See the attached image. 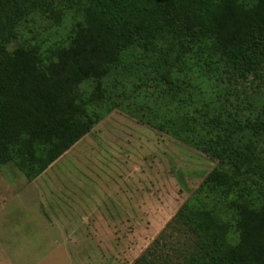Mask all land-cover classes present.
<instances>
[{
  "label": "trees",
  "instance_id": "trees-1",
  "mask_svg": "<svg viewBox=\"0 0 264 264\" xmlns=\"http://www.w3.org/2000/svg\"><path fill=\"white\" fill-rule=\"evenodd\" d=\"M11 1L68 12L84 36L63 67L46 66L49 57L34 47H0V166L20 159L28 177L40 173L104 113L134 116L145 85L156 105L174 110L138 119L217 163L131 264H264V107L242 119L211 105L194 83L215 69L216 56L242 76L262 66L264 0ZM56 49L52 61L63 48ZM95 60L130 98L100 88L71 99Z\"/></svg>",
  "mask_w": 264,
  "mask_h": 264
},
{
  "label": "rangeland",
  "instance_id": "rangeland-1",
  "mask_svg": "<svg viewBox=\"0 0 264 264\" xmlns=\"http://www.w3.org/2000/svg\"><path fill=\"white\" fill-rule=\"evenodd\" d=\"M54 11L0 0L2 51L7 53L17 44L34 47L44 53L43 57H49L46 66L58 62L63 67L71 47H81L84 33L76 27L78 17L75 21L68 12ZM58 47L63 49L52 61ZM214 59L216 70L205 69L194 82L199 94L211 105L237 112L242 119L254 117L264 107V63L242 76L239 67L231 63L227 66L217 56ZM102 65L96 60L90 63V74L71 89V99L94 92L103 94L100 88L120 99L131 97L130 90L126 87L123 92ZM229 74L233 75L231 81L227 79ZM152 95L145 85L137 88V104L130 107L134 116L117 108L104 113L88 136L45 168H50L48 176L42 174L44 169L28 177L20 159L0 166V264H131L149 246L217 163L199 149L138 119L153 120L155 114L162 117L169 112L168 107L174 106L168 104L167 110L156 105ZM123 159L127 191L120 185L111 194L110 169H123ZM73 160L79 162L74 169ZM108 195L113 201L124 196L131 200L103 203ZM76 198L75 208L88 211L77 216L61 208L58 216H64L59 226L45 227L29 210L40 203L49 213L43 203H75L72 201ZM29 204L32 207L28 209ZM223 219H228L227 215Z\"/></svg>",
  "mask_w": 264,
  "mask_h": 264
},
{
  "label": "crops",
  "instance_id": "crops-1",
  "mask_svg": "<svg viewBox=\"0 0 264 264\" xmlns=\"http://www.w3.org/2000/svg\"><path fill=\"white\" fill-rule=\"evenodd\" d=\"M90 132H92V129H91V131H89L87 134H85L84 136H82L79 140H81L82 138H84L85 136H88V134H90ZM79 140L77 141V142H79ZM76 142V143H77ZM75 146V143L67 150V151H65L60 157H58L56 160H57V162L62 158V157H64V156H66V154H68V151L71 149V148H73ZM74 161V160H73ZM72 161V162H73ZM76 161V160H75ZM74 161V162H75ZM118 163V162H117ZM123 163L124 164H121L120 163V167H122L123 169H118V171L117 172H115L113 169H110V172L112 173L111 175H109V177H110V181H109V191L111 192V194L112 193H114V192H116L115 191V189L117 188V187H119L120 185H121V187H123V189H125L126 191H127V189H126V186H127V181H126V178H127V169H126V160L125 159H123ZM79 164V162H75V163H73L72 164V167H73V169H74V166H77ZM75 169H77V168H75ZM48 170H50V168L48 167L47 169H45L43 172H42V174L43 175H45V176H48V174H47V171ZM78 170V169H77ZM74 175H76V174H74ZM116 176V178L115 179H112V176ZM122 178H124V179H122ZM75 180V179H74ZM107 182H108V180H107ZM112 182H114L113 183V185H111V183ZM120 187V188H121ZM135 190H137V189H135ZM134 190V191H135ZM137 192V191H136ZM72 195H74V193H71ZM76 194V193H75ZM135 197H137L136 195H135ZM63 198L64 199H67V197H65V195H63ZM79 198H80V196H79ZM107 198H109V199H107L106 200V198H105V200L104 201H102L103 203H111V202H113V203H120V202H124V203H126V202H129L131 199H130V197H127V196H124V197H122V199L121 200H118V201H113V199H111V195H108L107 196ZM69 200V199H68ZM77 198L76 199H74V201H72V202H75V203H43V204H45L46 206H47V208H48V211H49V213L47 212V210H45V208L43 207V205L42 204H40V203H36L34 206H35V208H32V209H29L30 207H32V205L31 204H29V206H27V208L29 209V210H31L32 211V214L34 213V216L35 217H38V218H40L41 220H42V222H44V225H45V227L46 226H53V225H62V223H61V221H60V219H61V215L60 216H58V212H61V208H64V209H66V210H64V212L66 211V213L67 212H70L71 213V215H79V214H81V213H83V212H85V211H88V210H83L82 212H79V209L78 208H75V207H77V205H78V203H77ZM137 200V199H136ZM136 208H138L137 207V205H136ZM55 209L57 210L56 211V213L57 214H55L54 213V211H55ZM113 210V212H116L117 214H119L115 209H112ZM123 210H125V209H123ZM64 215H62V217H63ZM68 216V215H67ZM118 217V216H117ZM52 218H55L54 220H52ZM65 218V217H64ZM51 220L52 221H55V222H51ZM54 241H56V240H54Z\"/></svg>",
  "mask_w": 264,
  "mask_h": 264
}]
</instances>
